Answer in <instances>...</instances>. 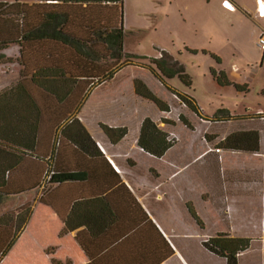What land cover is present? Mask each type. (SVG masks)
Listing matches in <instances>:
<instances>
[{
  "label": "trees",
  "instance_id": "trees-1",
  "mask_svg": "<svg viewBox=\"0 0 264 264\" xmlns=\"http://www.w3.org/2000/svg\"><path fill=\"white\" fill-rule=\"evenodd\" d=\"M124 1L36 0L31 4L0 1V51L12 45L20 46L17 58L20 78L0 92V202L42 188L40 201L52 205L66 223L61 234L76 229L77 225L73 212L68 217L62 214L55 192L65 186H110L104 176L116 174V168L77 114L88 92L110 82L129 64L117 68V63L138 59L127 53L124 46ZM160 56L152 59L150 71L189 109L203 117L193 96L168 85V80L176 75L187 86L192 85L184 67L165 51ZM217 79L228 84L222 73ZM135 91L153 101L161 111H171L170 105L141 78L135 79ZM234 117L221 109L213 119L230 121ZM180 120L194 129L186 116L180 115ZM163 121L175 124L167 118ZM46 124L49 130H44ZM100 126L112 144L129 133L126 126L105 123ZM175 144L153 119H144L138 139L142 149L163 157ZM221 145L225 150L259 153L260 133L258 130L237 132ZM120 185L125 186L121 181ZM32 210L31 204L25 205L17 219L10 213L0 215V260L14 245ZM190 210L204 226L192 206ZM252 240L220 233L205 241L204 246L225 257L228 264H239L240 254L250 250ZM53 262L72 263L56 259Z\"/></svg>",
  "mask_w": 264,
  "mask_h": 264
},
{
  "label": "rangeland",
  "instance_id": "rangeland-1",
  "mask_svg": "<svg viewBox=\"0 0 264 264\" xmlns=\"http://www.w3.org/2000/svg\"><path fill=\"white\" fill-rule=\"evenodd\" d=\"M0 1L32 3L35 0ZM224 8L223 0H125L124 46L127 53L138 59L117 63V68L129 64L114 82L101 83L88 92L85 102L89 98L90 101L85 114L97 136L102 135L101 123L110 125L120 117L128 121L125 109L129 112L136 108L140 116L157 120V125L178 143L172 154H179V159L188 164L187 172L210 174L213 203L204 212L210 229L223 230L218 234L252 238L251 248L243 254L241 264H264V48L259 46V33H252L254 24L247 23L242 33L238 32L241 11L235 7L234 12H228ZM19 51L18 45L0 51V91L20 78ZM161 51L167 52L191 77V86L178 75L168 83L197 99L203 117L189 109L150 72L148 66L153 65L152 59L161 57ZM135 73L170 105L168 120L175 124L160 120L159 107L134 93ZM221 73L228 84L217 79ZM221 109L236 117L215 121L213 117ZM180 115L186 116L194 129L188 128ZM46 129L49 130V124L45 125ZM131 129L130 141L136 135L135 126ZM249 130L260 133L261 150L253 153V157L221 147L228 136ZM22 173L25 175V171ZM198 181L197 178L196 185ZM41 194L42 188L3 199L0 215L10 213L17 219L22 207L34 206V198L39 199ZM26 226L27 223L19 234ZM192 253L195 264H223L199 246Z\"/></svg>",
  "mask_w": 264,
  "mask_h": 264
},
{
  "label": "crops",
  "instance_id": "crops-1",
  "mask_svg": "<svg viewBox=\"0 0 264 264\" xmlns=\"http://www.w3.org/2000/svg\"><path fill=\"white\" fill-rule=\"evenodd\" d=\"M229 3L241 11L238 32L242 33L247 23H252V33H259L260 39L264 34V16L258 13V0H231ZM120 72H124L123 69ZM118 73L112 82L117 79ZM132 77L135 93V79L141 77L136 73ZM168 85L188 94L170 83ZM89 101L90 98L81 108L79 117L116 168V174L104 176L106 183L111 185L65 186L55 192L58 208L66 217L73 212L77 225L76 229L66 234H61L66 223L59 212L52 205L41 202L40 198H34V210L26 228L18 235L0 264H54L53 259L63 263L70 260L71 264H195L192 253L195 246L214 254L223 264H228L225 257L204 246L206 240L223 231L216 229L213 232L204 219L205 210L213 203L210 174L187 172L188 164L179 159V154H172L178 143L163 157H156L142 149L138 139L147 115L140 116L136 108L123 111L128 121L120 117L109 123L113 127L129 128L128 135L117 144H112L103 131L100 136L94 135L90 119L85 114ZM159 111L160 120L168 119V113ZM131 124L136 128L132 141L129 138ZM239 154L253 157V153L239 151ZM120 181L125 186L120 185ZM190 206L204 226L191 213ZM51 248L54 251L49 252ZM243 254L239 256V264Z\"/></svg>",
  "mask_w": 264,
  "mask_h": 264
},
{
  "label": "built area",
  "instance_id": "built-area-1",
  "mask_svg": "<svg viewBox=\"0 0 264 264\" xmlns=\"http://www.w3.org/2000/svg\"><path fill=\"white\" fill-rule=\"evenodd\" d=\"M225 8L229 9V10H233L235 7L229 3L228 0H225L223 2ZM258 13L260 16H264V0H258ZM259 45L261 47L264 48V34L261 35L260 39H259ZM102 149H104L102 146H101ZM221 149H219L220 151Z\"/></svg>",
  "mask_w": 264,
  "mask_h": 264
}]
</instances>
